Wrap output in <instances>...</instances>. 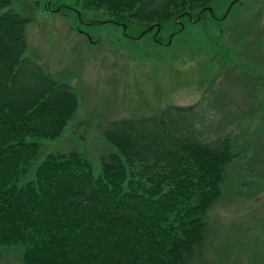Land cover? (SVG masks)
Instances as JSON below:
<instances>
[{"label":"trees","instance_id":"trees-1","mask_svg":"<svg viewBox=\"0 0 264 264\" xmlns=\"http://www.w3.org/2000/svg\"><path fill=\"white\" fill-rule=\"evenodd\" d=\"M220 2L77 0V5L103 10L109 21L126 26L129 39L130 27L143 33L153 26L142 38L154 32L159 45L170 22L180 27L170 35L173 42L184 31L178 32L183 20L224 21L215 14ZM11 3L0 0V249L19 247L23 264H192L201 259L205 217L224 196L228 168L240 157L233 139H201V111L173 106L160 116L124 119L104 131L111 152L101 156L100 174L77 150L50 153L36 163L37 140L59 138L75 118L79 98L71 85L25 57L30 20L4 11ZM169 41L165 47L172 45ZM28 175L31 179L24 181Z\"/></svg>","mask_w":264,"mask_h":264},{"label":"rangeland","instance_id":"rangeland-1","mask_svg":"<svg viewBox=\"0 0 264 264\" xmlns=\"http://www.w3.org/2000/svg\"><path fill=\"white\" fill-rule=\"evenodd\" d=\"M232 1L216 5L217 19ZM47 2L12 0L4 10L30 20L25 57L71 85L79 98L64 133L37 140L36 163L50 153L77 150L100 174V158L111 152L103 133L112 125L195 106L201 111L199 137H231L240 157L228 168L224 196L205 217L203 257L192 264H264V0H241L216 23L211 16L199 24L183 20L184 31L169 47L155 44L154 32L135 38L142 33L138 26L126 38L124 27L108 22L103 10L83 9L77 0H65L74 10L59 13L46 10ZM168 25L159 35L164 44L180 28ZM253 40L258 44L249 45ZM0 264H23L20 248H1Z\"/></svg>","mask_w":264,"mask_h":264},{"label":"flooded vegetation","instance_id":"flooded-vegetation-1","mask_svg":"<svg viewBox=\"0 0 264 264\" xmlns=\"http://www.w3.org/2000/svg\"><path fill=\"white\" fill-rule=\"evenodd\" d=\"M65 0H48L47 5H46V10L51 11L53 13H59L61 9L67 8L69 10H74V7H72L69 4H66L64 2ZM54 3H58L56 7H53Z\"/></svg>","mask_w":264,"mask_h":264},{"label":"water","instance_id":"water-1","mask_svg":"<svg viewBox=\"0 0 264 264\" xmlns=\"http://www.w3.org/2000/svg\"><path fill=\"white\" fill-rule=\"evenodd\" d=\"M232 4H233V3H232ZM232 4H231V6H232ZM231 6L229 7V9H228V11H227V13H226L225 16H227V15L229 14V12H230V10H231ZM210 11L212 12V10H210ZM153 29H154L153 26L150 27V28H148V29H147L142 35H144L146 32H151ZM160 30H161V27L158 26L157 34L160 32ZM124 33H126V27H124ZM170 43H171V41H170Z\"/></svg>","mask_w":264,"mask_h":264}]
</instances>
